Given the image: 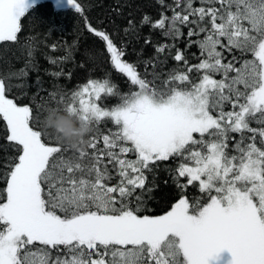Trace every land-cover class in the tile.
<instances>
[{
  "label": "snow or ice",
  "instance_id": "obj_1",
  "mask_svg": "<svg viewBox=\"0 0 264 264\" xmlns=\"http://www.w3.org/2000/svg\"><path fill=\"white\" fill-rule=\"evenodd\" d=\"M68 3L82 12L78 0ZM194 3L174 0L171 17L144 18L172 40L182 27L198 37L187 41L200 49L196 64L175 44L157 46L180 62L163 79H146L147 68L140 74L109 34L88 25L138 90L121 94L108 79L89 78L70 102L50 92L53 103L34 111L8 98L0 77V118L14 145L0 172V264H210L225 250L232 264H264V0ZM27 13V0H0V43L17 41ZM111 96L120 102L102 103ZM51 112L90 124L86 150L44 128ZM161 167L180 198L165 214H141ZM189 185L204 195L188 197Z\"/></svg>",
  "mask_w": 264,
  "mask_h": 264
},
{
  "label": "trees",
  "instance_id": "obj_2",
  "mask_svg": "<svg viewBox=\"0 0 264 264\" xmlns=\"http://www.w3.org/2000/svg\"><path fill=\"white\" fill-rule=\"evenodd\" d=\"M78 2L82 5L81 13H77L75 9H57L48 0L36 2L26 16L21 18V31L18 33L17 41L0 43V77H3L6 84V95L13 98L18 105L31 106L35 111L43 104L53 103V98L49 96L50 92L57 93V98L62 94L64 102L68 103L72 91L89 78L108 79L117 86L121 94L138 89L137 86L131 85L126 76L115 70L105 42L89 31L88 25L109 34L116 46L124 50L123 59L133 63L140 74L143 75L147 68L148 80L153 79V72L161 75L163 79L180 64L172 56L165 59V54H157L156 48L161 44H175L176 48L185 53L190 64L199 62L197 59L201 56L199 47L196 44L187 46L189 39L196 40L198 37L189 38L187 27H182L184 35L175 40L162 35L160 29L152 27V23L160 19L162 14L171 17L172 11L167 6H174V0H164L163 4L160 0H78ZM194 6H200L199 0H195ZM145 17L150 18L152 23H144ZM202 37L203 34L199 38ZM53 45L56 46L55 51ZM175 50L172 49L173 52ZM233 54L238 57L241 55L239 51L225 52L228 59H231ZM59 58L66 59L60 61ZM243 58L250 59L251 55L246 54ZM52 59H57L58 63H50ZM22 69L24 71H21ZM55 72H63V75L54 77L51 73ZM156 83L159 84L160 81L157 80ZM119 102V96L106 97L102 100V103L109 107ZM104 124L113 127L109 121H105ZM104 124L101 125V129ZM101 129L94 131L99 135ZM8 134L6 122L0 118V172H3V158L6 155H14V145L6 139ZM98 146L102 147V142ZM161 163L164 166L172 164L171 161ZM151 179L149 176V180ZM115 182L116 180L112 181ZM2 187L4 185L0 182V188ZM139 191L138 189L137 192ZM185 194L190 198L204 195L200 193L198 186L193 185L188 186ZM179 198L180 189L172 182L169 172L161 167L156 173V186L151 198L147 199L146 210L141 214L150 216L164 214Z\"/></svg>",
  "mask_w": 264,
  "mask_h": 264
},
{
  "label": "clouds",
  "instance_id": "obj_3",
  "mask_svg": "<svg viewBox=\"0 0 264 264\" xmlns=\"http://www.w3.org/2000/svg\"><path fill=\"white\" fill-rule=\"evenodd\" d=\"M44 128L59 142L74 151L87 149L92 131L90 124L71 112H51L44 118Z\"/></svg>",
  "mask_w": 264,
  "mask_h": 264
},
{
  "label": "rangeland",
  "instance_id": "obj_4",
  "mask_svg": "<svg viewBox=\"0 0 264 264\" xmlns=\"http://www.w3.org/2000/svg\"><path fill=\"white\" fill-rule=\"evenodd\" d=\"M39 1H41V0H29L27 2L28 3V10L31 7H33L36 4V2H39ZM48 1H51L52 4L57 9H74L73 7H71L69 5L68 0H48ZM136 90H138V89H136ZM22 106H24V105H22ZM225 251L226 252L223 255H218L216 258H214L213 260H211L210 261V264H232L233 258H232L231 253L228 252L227 250H225Z\"/></svg>",
  "mask_w": 264,
  "mask_h": 264
},
{
  "label": "flooded vegetation",
  "instance_id": "obj_5",
  "mask_svg": "<svg viewBox=\"0 0 264 264\" xmlns=\"http://www.w3.org/2000/svg\"><path fill=\"white\" fill-rule=\"evenodd\" d=\"M224 252H225V251H223V252L219 253V255H223V254H224Z\"/></svg>",
  "mask_w": 264,
  "mask_h": 264
}]
</instances>
